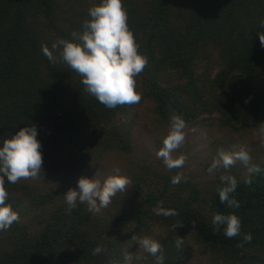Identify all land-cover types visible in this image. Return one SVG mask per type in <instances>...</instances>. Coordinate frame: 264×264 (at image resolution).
Here are the masks:
<instances>
[{"label": "trees", "instance_id": "trees-1", "mask_svg": "<svg viewBox=\"0 0 264 264\" xmlns=\"http://www.w3.org/2000/svg\"><path fill=\"white\" fill-rule=\"evenodd\" d=\"M99 3L0 0V137L35 124L43 154L38 177L5 181L19 221L0 231V264H125L126 252L133 264H154L143 249L136 255L135 234L158 240L165 264H264V172L246 184L244 164L222 168L205 182L177 168L143 165L113 201L117 209L103 215L80 203L69 212L63 196L77 186L68 174L78 164L132 152L139 112L151 114V126L165 134L176 115L186 128L215 124L239 138L257 133L264 124V47L257 35L264 32V0H122L148 64L135 77L141 101L111 109L84 91L78 73L62 61L50 63L41 50L82 32L88 9ZM250 164L264 168V144ZM178 173L186 179L173 185ZM223 175L238 180L230 195L240 208L220 202ZM159 202L179 215H156ZM218 211L240 218V235L214 234ZM176 221L183 226L174 232ZM248 233L252 240L245 243ZM97 245L105 251L93 256Z\"/></svg>", "mask_w": 264, "mask_h": 264}, {"label": "clouds", "instance_id": "clouds-1", "mask_svg": "<svg viewBox=\"0 0 264 264\" xmlns=\"http://www.w3.org/2000/svg\"><path fill=\"white\" fill-rule=\"evenodd\" d=\"M90 19L84 21L82 32L74 31L71 40L59 39L52 44L51 50L47 45H41L44 56L50 63L62 61L82 77L84 91L95 97L107 108L117 105H134L141 101V94L136 90L135 77L148 64V57L139 53V45L133 32L128 26V13L123 7L122 0H100L98 5L88 9ZM264 27V23L260 25ZM262 47H264V32L257 33ZM59 50V56L54 52ZM247 103V101H245ZM186 121L179 115L173 116L170 121V130L163 140V147L157 156L163 159L165 166L171 170L184 165L186 156L173 158L171 153L178 149L185 141ZM257 135L264 140V124H260ZM38 128L35 124L21 127L15 134L0 137V231L11 228L14 222L19 221V214L11 203H8L9 194L5 181L11 184L20 179L36 178L42 171L43 154L41 142L37 139ZM243 162L247 168L246 184L252 183V177L264 172L259 164H250L249 152L241 147L239 151L218 150L217 156L207 171L211 174L218 168L229 169L237 161ZM186 179L182 174L171 177L173 185ZM131 183L126 175L121 174L120 168H114L113 173L103 181L96 177H80L75 188H70L63 196L67 204V211L71 212L80 204H86L90 213H99L108 207L112 198L118 192H125ZM222 186L217 189L219 200L229 208H240L239 201L232 195L239 186L236 177L221 176ZM156 215L175 217L179 213L172 208L163 207L159 202L153 208ZM214 234L222 232L226 238L241 234V220L235 213L224 214L216 212L212 218ZM183 223L176 221L171 229L175 232ZM132 240L139 244L150 256L154 264H165L162 244L151 236L134 235ZM252 234L243 236V241L249 243ZM243 246L242 244L240 245ZM175 247H183V238L175 240ZM105 251L102 245L92 250L96 256ZM125 261L130 260L131 254L125 253Z\"/></svg>", "mask_w": 264, "mask_h": 264}, {"label": "rangeland", "instance_id": "rangeland-1", "mask_svg": "<svg viewBox=\"0 0 264 264\" xmlns=\"http://www.w3.org/2000/svg\"><path fill=\"white\" fill-rule=\"evenodd\" d=\"M216 70H213V74ZM149 116L151 114L145 113V111L138 113L130 134L133 150L129 155L113 153L101 160L89 161L81 165L78 164L68 174L69 179L76 185L78 179L82 176L88 178L96 177V179L103 181L117 167L120 168L121 174L126 175L130 181L132 173L139 171L143 165H147L151 169L157 168L164 171H172V169L169 170L165 166L163 159L157 156V152L163 147V140L168 133L165 134L160 129L151 126V121L148 120ZM185 132L186 137L184 143L178 149L174 150L171 155L173 158H177L180 155L186 156L184 165L177 169L180 172H187L194 175L198 182L209 181L210 178L214 177L222 169L218 168L211 174L207 171L213 159L217 156L218 150L222 149L232 152L239 151L243 147L249 152L251 160L253 161V156L261 151L264 144L262 139H259L257 133L247 134L245 137L239 138L235 134L230 135L225 131H219L215 124L192 126L186 128ZM235 164H243V162L238 160ZM61 187L67 186L62 182ZM129 187H131V183L128 185L126 191L130 189ZM125 192H118L112 198V202L108 207L103 208L99 214L103 215L107 211L112 212L114 209L116 210L117 207L113 206V201L118 196H123ZM135 249L136 255L139 256L142 248H139L138 244ZM192 263L197 264L195 259H193ZM125 264H133L132 258L125 261Z\"/></svg>", "mask_w": 264, "mask_h": 264}]
</instances>
